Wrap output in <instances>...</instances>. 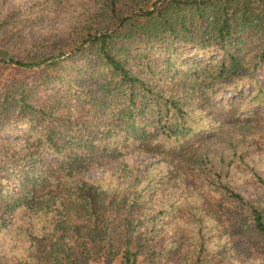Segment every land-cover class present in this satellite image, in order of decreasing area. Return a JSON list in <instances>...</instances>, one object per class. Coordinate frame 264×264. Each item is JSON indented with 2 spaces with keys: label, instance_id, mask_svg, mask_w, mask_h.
I'll return each instance as SVG.
<instances>
[{
  "label": "trees",
  "instance_id": "16d2710c",
  "mask_svg": "<svg viewBox=\"0 0 264 264\" xmlns=\"http://www.w3.org/2000/svg\"><path fill=\"white\" fill-rule=\"evenodd\" d=\"M263 73L264 0H0V264L264 263Z\"/></svg>",
  "mask_w": 264,
  "mask_h": 264
},
{
  "label": "rangeland",
  "instance_id": "374dc122",
  "mask_svg": "<svg viewBox=\"0 0 264 264\" xmlns=\"http://www.w3.org/2000/svg\"><path fill=\"white\" fill-rule=\"evenodd\" d=\"M20 1H24V0H20ZM264 75V73H263ZM14 133V131H13ZM131 160H133V162L135 163H139V162H145L149 163L151 161H155V159L150 156V155H144V156H139V155H135L131 158ZM254 164H256L257 168L264 173V158H258L254 161ZM100 170L102 169H97L94 170L93 172H91V174L88 175H92V176H100ZM107 177V176H106ZM116 180V177H107L106 178V182H113ZM29 221H32V219H28V218H23L21 214H18L17 217L14 218V224H16L15 226H13L11 228V226H9V228L7 230H5L4 232L0 233V250H6V249H12L14 248V252H17L19 249L22 251L23 248H26L28 246V238L26 239L25 237V229L28 228L29 225ZM21 226V227H19ZM13 252V253H14ZM243 264V263H241ZM254 264H259L257 261ZM264 264V263H262Z\"/></svg>",
  "mask_w": 264,
  "mask_h": 264
}]
</instances>
